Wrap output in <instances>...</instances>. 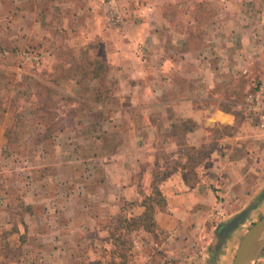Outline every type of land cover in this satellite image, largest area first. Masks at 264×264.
I'll return each mask as SVG.
<instances>
[{
	"label": "crops",
	"instance_id": "0c3cea01",
	"mask_svg": "<svg viewBox=\"0 0 264 264\" xmlns=\"http://www.w3.org/2000/svg\"><path fill=\"white\" fill-rule=\"evenodd\" d=\"M201 1L27 0L36 7L21 10L19 18L0 28V58L5 56L2 52H10L9 46L45 44L49 32L44 27L50 25L45 20L52 18L61 28H76L78 41L98 36L103 40L115 29L116 66L127 78L117 85V99L103 96L91 101L92 110L76 115L74 123L63 130L50 129L52 140L35 144V157H30L27 139L29 119L26 130H18L12 103L8 107L11 100L0 99V233L5 232L0 235V264H80L84 250L83 264H112L105 221L111 215L108 186L120 189L117 207L126 202L139 205L128 214L136 222L147 213L139 186H150L155 171L162 168L171 173L160 179L162 199L153 202L151 215L165 239L157 241L141 224L118 230L123 240L126 233L132 236L134 253H140L141 259L135 256L133 264H179L172 259L175 256L188 262L208 256V264L230 261V254L224 256L221 250L213 261L218 252L213 239L217 235L221 247L236 234L244 222L223 236L221 230L252 205L242 204L259 192L264 163L257 158L264 153L259 151L264 130L248 120L242 121L243 131L216 133L214 128L236 122L232 107H222L225 101L234 106V101L224 99L221 92L226 87L222 79L237 75L236 62L246 59L243 73L249 83L258 77L249 57L264 59V39L255 38V31L264 26V0ZM207 4L224 13L195 14ZM50 8L57 11L54 16ZM110 11H117L120 20L111 21ZM207 26L213 27V34L206 33ZM94 27L96 36L91 34ZM145 75L151 76L150 85L140 79ZM58 120L62 116L48 122ZM190 121L193 126L188 128ZM111 130L117 134L116 151L102 148L83 156L82 148L73 143L75 135L95 139ZM63 140L68 141L66 147L60 144ZM193 156L197 160L191 166ZM82 157L96 175L88 185L105 193L89 188L85 195L76 194L80 167L75 164ZM30 174L34 190L27 179ZM18 216L20 229L13 227ZM116 264H126L125 259ZM254 264H264V250Z\"/></svg>",
	"mask_w": 264,
	"mask_h": 264
},
{
	"label": "rangeland",
	"instance_id": "374dc122",
	"mask_svg": "<svg viewBox=\"0 0 264 264\" xmlns=\"http://www.w3.org/2000/svg\"><path fill=\"white\" fill-rule=\"evenodd\" d=\"M191 1L194 3L201 0ZM203 1L208 3L210 0H202L201 2ZM215 1L221 2V0ZM34 7H36V3L33 2L29 4L27 0H0V28L2 29V26L11 18H19L21 10H25L26 8L32 9ZM50 10L51 8L49 12L52 16L57 12L53 9L52 11ZM179 13H181V11H179ZM220 13L223 14L224 11L213 9L211 5L207 4L204 11L200 8L195 14H200L203 17H212ZM109 14L111 21H113V19L116 21L120 20L117 11H110ZM54 20V18L50 21L45 20V24H50L44 27V30L49 32L47 36H45L46 40H48L45 44H29L24 47L9 46L8 50H10V52L8 54L2 52L5 56L0 58V65L4 64L7 67L5 69H0V99L8 98V100H11L8 102V107L10 103H12L13 113L19 120L18 124L20 123L17 127L18 130L21 129L25 131V121L29 119V126L27 127L29 133L27 139L29 141V148L31 149L30 157H35V155H37L34 151L35 144L43 146L45 142L52 140L53 136L49 137V135H52L50 129L61 128L63 130L64 127L74 123L73 120L76 115L90 112L93 105L91 101H99L103 96V98L110 100L117 99V85H122L121 79L125 81L124 78H126L125 75L119 73L118 66H116V58L113 52V48L115 47L114 38L116 37L115 29L114 31L109 30V35L103 40L98 36L94 38V40L78 41L75 40L77 36L75 32L76 28L70 26L61 28L59 25L55 24ZM96 30V27H94L91 33L93 36L97 35ZM205 31L207 34H213V27L207 26ZM258 31L259 32L255 31V38L258 41H262L264 39V26L260 27ZM249 59L254 61L251 67L258 75V77L252 81V83H254L253 85L251 82L249 83L247 76L243 73L245 67L244 63L246 61L245 58L236 62L238 68L232 66L234 67V73L237 74L236 76L230 79H222L223 83L221 82V85H226V87L221 90L224 99L234 101V106H229L228 102L225 101L222 107L227 110L233 109L236 122L231 127H215L216 133L230 132L237 128L243 131L245 128L243 127L242 121L246 120L257 129L254 126V121L251 119L246 103L248 92L264 74V59H259L258 57L253 58L252 56H250ZM150 78L151 76L145 75V77L141 76L140 79L145 81V85H150ZM250 84L252 85L250 89L249 86H244ZM113 102L116 104V101ZM55 116H62L63 120H58L59 122L56 121L54 124L49 123L48 120H53ZM38 117H44L46 121L38 122ZM121 125H123V127L125 126L124 124ZM187 125L188 128H191L193 122L190 121ZM45 129L47 130L46 133L42 136L39 135V132L45 131ZM262 133H264V131ZM24 137H26V134ZM14 140L19 142L20 138H18V140L15 138ZM73 143L78 145L79 148H82L83 156L91 155L93 151H100L102 148H106L109 151H116L119 146L117 134L114 130H111L109 135L102 136V134H100V136L95 139L86 137L84 133L75 135L73 137ZM60 144L66 147L65 145L68 144V141L63 140ZM262 144L259 151L264 149V140ZM204 149H207V147ZM82 153L81 151L74 152L77 157L82 156ZM196 160V156L191 157L190 165L192 166ZM257 160H262L264 163V153H259ZM87 163L89 162L82 157V159L75 164L76 167H80V177H78L75 182L76 194L83 193V195H85L89 188L90 190H96L97 193H105V191L102 190L98 191L96 185H88L92 179L96 178V175L92 173L93 170ZM169 173H171L169 169H157V171H155V178L150 186H139V190L144 197L143 203H145L147 213L144 214L142 218L136 220V222H134L132 216L128 217V214L134 209H139V205H136L135 202H126L121 208L117 207L115 201L118 198L115 197L121 194L120 189L113 184L108 186L106 193L109 194V201L111 204L108 211L111 212V215L109 218L107 217L105 221L108 223L110 231L109 244L111 248L109 250V256L112 264H116L118 260L120 262L123 261V258L126 264H128V261L133 264L135 256L137 259H141L139 251H137L136 254L134 253L132 242L129 240L132 236L126 233L127 236L125 240H123L122 232L118 231L121 226L125 225L132 227L133 225L141 224L143 226L144 224L145 227L153 233V237H155L157 241L165 239L163 234L157 232L158 226L153 220L151 210L153 202L155 203L162 199L159 195L160 179ZM27 179L30 181V189L34 190L35 186L33 183H35V181L31 178V174ZM37 186L39 187V185ZM263 189L264 176L260 180L259 192L255 193L248 203L242 205L246 206L254 202L255 198L258 197ZM117 209H121L119 214H117ZM242 209L243 207L241 210ZM253 210L254 211L251 212L249 217L244 220L242 226L239 227L236 234L230 238L227 243L223 242L221 247H219L218 238L217 235H215L216 237L213 239V243L214 246L218 247V252H216V257L214 256L215 259L213 261L217 260L219 250H221V254L224 256L230 254V261L222 262V264H233L236 255L234 252L235 249H238L241 240L249 228L264 215V200ZM21 221L22 219L18 216L13 227L20 229V227H22ZM3 233L5 232L0 233V235L2 236ZM6 239H8L7 236L3 238V241ZM7 241L8 240L4 243H7ZM229 245H231L232 248ZM4 248H6V246H4ZM154 251L157 252L156 249ZM85 255L86 253L84 250L80 255V264H83ZM207 257L208 256L202 257L203 260L195 258V260L191 262L183 258L181 259L180 256H175L172 259L175 262H179V264H181L182 260L186 261V264H208L206 261L208 259Z\"/></svg>",
	"mask_w": 264,
	"mask_h": 264
},
{
	"label": "water",
	"instance_id": "95a60500",
	"mask_svg": "<svg viewBox=\"0 0 264 264\" xmlns=\"http://www.w3.org/2000/svg\"><path fill=\"white\" fill-rule=\"evenodd\" d=\"M264 200V189L252 205L235 216L222 230V236L241 225L249 213ZM223 238V237H221ZM264 250V215L244 235L237 249L233 264H253Z\"/></svg>",
	"mask_w": 264,
	"mask_h": 264
},
{
	"label": "built area",
	"instance_id": "2783aa9c",
	"mask_svg": "<svg viewBox=\"0 0 264 264\" xmlns=\"http://www.w3.org/2000/svg\"><path fill=\"white\" fill-rule=\"evenodd\" d=\"M246 106L254 126L264 130V74L248 92Z\"/></svg>",
	"mask_w": 264,
	"mask_h": 264
},
{
	"label": "trees",
	"instance_id": "16d2710c",
	"mask_svg": "<svg viewBox=\"0 0 264 264\" xmlns=\"http://www.w3.org/2000/svg\"><path fill=\"white\" fill-rule=\"evenodd\" d=\"M143 226H145V225L143 224Z\"/></svg>",
	"mask_w": 264,
	"mask_h": 264
}]
</instances>
